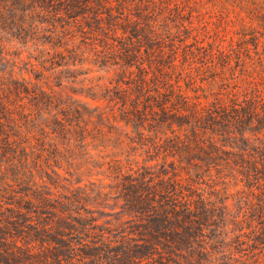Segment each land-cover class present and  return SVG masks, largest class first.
<instances>
[{
	"label": "trees",
	"instance_id": "1",
	"mask_svg": "<svg viewBox=\"0 0 264 264\" xmlns=\"http://www.w3.org/2000/svg\"><path fill=\"white\" fill-rule=\"evenodd\" d=\"M0 264H264V0H0Z\"/></svg>",
	"mask_w": 264,
	"mask_h": 264
},
{
	"label": "rangeland",
	"instance_id": "2",
	"mask_svg": "<svg viewBox=\"0 0 264 264\" xmlns=\"http://www.w3.org/2000/svg\"><path fill=\"white\" fill-rule=\"evenodd\" d=\"M8 49L10 51V53L12 55H21V61L25 62V63H33L35 65H37V70L38 71H43V69H41V67H39V64H37L33 58L37 57V53L33 51V49H30L29 47H25V45H17V44H8ZM84 51V47H82V50L80 51V54L82 55ZM14 56H12L13 58ZM30 57H32V59H29ZM84 65L79 69V73H85L88 70H92L93 72L90 73L89 75H84V76H80L77 80V82L75 83H67L66 81H64V87L67 89H62L65 90L66 93H70L71 91L75 90L77 92L80 93H84L85 95H88L90 92H88V89L92 86V85H96L99 84L101 81V84H103L105 81H107L108 79L112 78V73H108V69H103L102 71L98 68L100 65H93L92 63H90V59L86 60V56H84L83 58V62ZM22 71H24V73H26L25 69L27 68V66L22 63L19 66ZM48 69H49V65H47ZM21 72H18V75H22ZM28 74H25V78L26 79H33L34 75L31 73V68H28ZM67 76H69L67 74ZM88 80V81H86ZM81 81H85V83H80ZM84 102L88 103L89 105H91L92 107L95 106V104L88 98H82Z\"/></svg>",
	"mask_w": 264,
	"mask_h": 264
}]
</instances>
